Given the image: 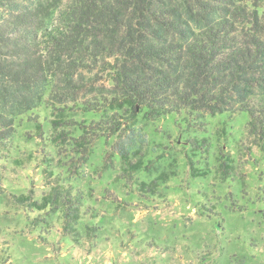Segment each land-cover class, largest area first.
<instances>
[{
	"label": "trees",
	"instance_id": "trees-1",
	"mask_svg": "<svg viewBox=\"0 0 264 264\" xmlns=\"http://www.w3.org/2000/svg\"><path fill=\"white\" fill-rule=\"evenodd\" d=\"M45 109L76 133L80 115L97 117L82 148L141 116L247 118L264 154V0H0V144ZM129 151L115 154L130 173L143 160ZM133 181L144 196L168 182ZM64 185L41 208L61 212L71 236L85 194Z\"/></svg>",
	"mask_w": 264,
	"mask_h": 264
},
{
	"label": "rangeland",
	"instance_id": "rangeland-1",
	"mask_svg": "<svg viewBox=\"0 0 264 264\" xmlns=\"http://www.w3.org/2000/svg\"><path fill=\"white\" fill-rule=\"evenodd\" d=\"M43 112L0 144V264H264V154L247 118L141 116L82 148L96 116L80 115L76 133ZM120 145L143 160L137 171ZM159 177L156 195L133 181ZM65 183L85 194L71 236L61 212L41 208Z\"/></svg>",
	"mask_w": 264,
	"mask_h": 264
}]
</instances>
